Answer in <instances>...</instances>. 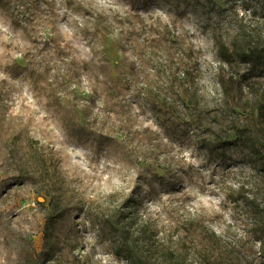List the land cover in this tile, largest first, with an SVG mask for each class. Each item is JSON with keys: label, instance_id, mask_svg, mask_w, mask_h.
I'll return each instance as SVG.
<instances>
[{"label": "rangeland", "instance_id": "rangeland-1", "mask_svg": "<svg viewBox=\"0 0 264 264\" xmlns=\"http://www.w3.org/2000/svg\"><path fill=\"white\" fill-rule=\"evenodd\" d=\"M220 41L263 50L264 0H0V264H129L79 209L109 196L147 262L264 264V149L216 141H264V65ZM29 138L78 206L52 234Z\"/></svg>", "mask_w": 264, "mask_h": 264}, {"label": "trees", "instance_id": "trees-1", "mask_svg": "<svg viewBox=\"0 0 264 264\" xmlns=\"http://www.w3.org/2000/svg\"><path fill=\"white\" fill-rule=\"evenodd\" d=\"M261 47V45L255 44L254 46L245 48L242 47L238 52V49L234 44L232 47H230L224 41H220L216 42V55L219 58V64L221 67H223L224 64L230 63L236 53L238 58L242 61L252 63V65H264V49L261 50ZM226 82L227 81L224 80L218 81V84H220V87L225 94L228 93V86ZM246 86L248 87V85ZM230 108L232 111H237L235 107L231 106ZM229 127L230 129L228 132H226L224 135L221 134L218 136V138H216L218 143L227 146H240L242 148H247L250 152L249 155L254 154L262 156L260 148L264 149V141L261 140V142L257 143L249 127H241L236 124H231ZM36 143L37 142L30 138L26 142L30 152L35 154L37 159L35 164L41 172V174L34 179L37 180L38 185L51 188V200L50 207L46 213V224L47 226H51L52 234L57 223L65 217L68 209L70 207L78 208V206H71L77 205L73 202L75 194L73 192H65L63 185L60 183V181H58L57 176L55 175L54 167L51 166L50 168L47 165L46 157L36 151ZM31 157L33 156L31 155ZM31 162L33 163L32 160ZM258 163L264 164V158H261L260 162L258 160ZM20 169L28 173L30 171L29 163L27 162L26 164L25 162L23 165H20ZM39 182L41 184H39ZM107 199L108 200L98 205L93 204V202H89L85 205L83 204L79 209L88 215H94V217L104 225V229L115 243L116 248L114 253L116 255L124 256L129 264H157L154 261L147 262L144 255L142 253L140 254L132 247L133 244L130 242V235L132 234L130 226L122 225L119 223V220L113 219L115 218L114 216H116L119 212V209L117 206H115L116 200H114L113 196H109ZM245 201L253 209V212L258 216L259 221L262 222L264 226V208H260L261 203L258 202V195L252 194L250 196H245ZM125 209L126 211H124ZM125 212L128 219L133 218V211L130 208L123 207V213ZM253 233L258 239L259 247L264 258V227L255 228Z\"/></svg>", "mask_w": 264, "mask_h": 264}]
</instances>
